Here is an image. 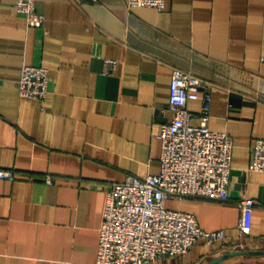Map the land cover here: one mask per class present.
I'll return each mask as SVG.
<instances>
[{"label":"crops","instance_id":"1","mask_svg":"<svg viewBox=\"0 0 264 264\" xmlns=\"http://www.w3.org/2000/svg\"><path fill=\"white\" fill-rule=\"evenodd\" d=\"M28 25L0 0V264L93 262L109 183L159 171L157 133L173 67L210 82L209 126L233 138L225 200L168 198L221 241L147 264H264V171L250 168L264 138V0H165L162 10L126 0H34ZM106 59H113L111 65ZM23 64L49 70L42 98L19 94ZM197 115L199 100L188 102ZM254 199L241 233L239 201Z\"/></svg>","mask_w":264,"mask_h":264},{"label":"built area","instance_id":"2","mask_svg":"<svg viewBox=\"0 0 264 264\" xmlns=\"http://www.w3.org/2000/svg\"><path fill=\"white\" fill-rule=\"evenodd\" d=\"M130 6H152L162 10L165 0H126ZM15 9L28 25H41L44 14L34 0H15ZM113 65V59H106ZM19 94L42 99L49 92V70L43 65L23 64L17 80ZM199 100V112L188 107ZM210 82L179 67H173L169 84L168 109L172 119L161 124L159 171L143 177L127 174L106 189L103 218L99 227L93 262L68 264H147L161 257L185 253L199 238L221 241L223 231L206 230L192 212L172 209L168 198L225 200L232 161L233 138L225 130L211 129ZM250 168L264 171V138L252 144ZM0 178L14 179L11 168L0 166ZM239 229L249 234L254 199L239 201Z\"/></svg>","mask_w":264,"mask_h":264},{"label":"water","instance_id":"3","mask_svg":"<svg viewBox=\"0 0 264 264\" xmlns=\"http://www.w3.org/2000/svg\"><path fill=\"white\" fill-rule=\"evenodd\" d=\"M240 253H251V251L249 250H246V249H235V250H230V251H227L225 252L224 254H221L219 256H216L212 259H210L209 261H207L206 263L204 264H215L217 263L218 261L228 257V256H231V255H234V254H240Z\"/></svg>","mask_w":264,"mask_h":264}]
</instances>
